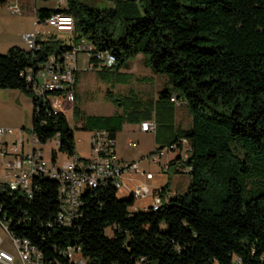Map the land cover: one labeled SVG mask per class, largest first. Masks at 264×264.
<instances>
[{
	"label": "trees",
	"instance_id": "trees-1",
	"mask_svg": "<svg viewBox=\"0 0 264 264\" xmlns=\"http://www.w3.org/2000/svg\"><path fill=\"white\" fill-rule=\"evenodd\" d=\"M64 2L37 10L36 18L43 25L53 15L70 17L68 42L51 35L38 41V50L12 47L0 54V89L32 99L37 143L58 141L53 162L57 152L76 156L67 117L35 95L26 70L36 72L50 57L61 62L86 41L89 64L97 66V54L109 53L115 65L100 75L126 84L131 77L119 71L142 55L145 66L166 79L157 101L132 92L110 95L123 114L87 116L75 104L73 119L82 130L106 131L113 139L125 123L154 120L161 146L153 154L176 146L178 158L166 172L187 169L190 184L168 196V181L157 210L135 212L134 199L107 184L87 191L82 216L63 226L55 181L35 178L31 195L0 182V224L42 252L47 264L66 263L67 248L79 249L89 264H264V0H115L106 9ZM173 97L189 113L187 129L175 127Z\"/></svg>",
	"mask_w": 264,
	"mask_h": 264
},
{
	"label": "built area",
	"instance_id": "built-area-1",
	"mask_svg": "<svg viewBox=\"0 0 264 264\" xmlns=\"http://www.w3.org/2000/svg\"><path fill=\"white\" fill-rule=\"evenodd\" d=\"M8 8L12 14L21 13V8L17 4L10 5ZM41 26L58 32H71L73 29L71 18L58 14L47 19ZM49 35L48 30L27 33L23 36V42L28 50H38L40 48L38 41L46 40ZM91 51L92 47L86 41H82L61 62L50 57L36 72L28 69L23 76L32 86L35 95L48 102L54 113L64 114L63 106L73 104L75 99L78 55L87 53L90 56ZM97 59L99 60L97 66L91 65V67L98 70L112 68L116 62L115 58L107 52L97 54ZM171 102L180 103L174 97ZM140 128L143 132L153 133L156 131V123L154 120L143 122ZM17 134L21 137L23 132L19 131ZM14 135L13 129L0 128V156L2 158L10 157L6 164L5 179L0 182L6 183L11 191H21L31 195L32 183L35 178H43V175L53 176V181L58 184L57 221L60 225L70 226L78 220L83 214L85 193L107 184L114 186L118 195L128 194V191H137L136 201L150 198L149 208L153 210H157L161 206L159 191H152L146 184L137 185L126 191L124 184L126 175L142 173L148 180L152 179V175L142 172L138 163L121 161L116 153L115 140L106 131L92 133L89 158H80L76 155L67 158L62 165H58L52 160L48 161L43 157L41 149L36 147L38 143L33 134L32 151L28 154L2 143L5 137ZM55 142L56 148H58V141ZM128 145L136 146L131 142ZM175 150L176 146H172L170 149L153 154L152 163L157 164L166 152ZM181 157H186L185 151L181 153ZM163 171H167V168H163ZM1 226L8 234L16 255L0 249V264H16V261H19L20 264H47L42 252L32 246L29 241L12 238L7 227L3 224ZM0 244H2L1 239ZM63 255L66 257V263L56 264H89L77 248L66 249Z\"/></svg>",
	"mask_w": 264,
	"mask_h": 264
},
{
	"label": "rangeland",
	"instance_id": "rangeland-1",
	"mask_svg": "<svg viewBox=\"0 0 264 264\" xmlns=\"http://www.w3.org/2000/svg\"><path fill=\"white\" fill-rule=\"evenodd\" d=\"M11 3L18 2V0H8ZM85 2H89L93 7L97 9H106L111 8L115 0H83ZM41 4L45 5V8H57L64 7V0H52L49 2L40 1ZM3 17L11 22H15L16 17H20L24 15L25 9H23L21 15L11 14L6 6H3ZM18 21V20H16ZM16 23V22H15ZM26 21L23 22L22 25L13 24L8 28H5L4 31L8 32V36L10 38L18 37L22 32V29L26 26ZM48 30L50 35H56L60 39L69 41L71 35L69 32H58L54 29L46 28L40 25L39 31L44 32ZM1 34V33H0ZM48 36V37H49ZM23 40V39H22ZM23 42V41H22ZM27 50L26 44L23 42V46L19 47ZM8 52L5 51L6 54ZM144 57L142 55H138L133 59L130 63V71H132V78L130 81V85L122 86L118 83H112L105 80L100 75V70L94 69V67L88 66L89 55L87 53H79L77 58L78 70H84L85 72H76L79 77L78 86L75 89L76 98L74 99L73 104L64 105V114L67 117L70 127L73 130L76 148V154L81 158H89L90 157V141L92 133L91 131L82 130V125L80 122H76L73 119V108L74 105L77 104L82 111L87 116H110L115 113L123 114V107H117L113 99L120 98H129L130 89H132V93L135 95H139L140 97H148L154 101L158 100V92L162 90L164 87L162 85L165 84L166 79L162 76L155 75L151 72V70L145 66ZM91 68V69H90ZM112 95V98L110 97ZM155 96V97H154ZM148 99V98H147ZM175 109H177V123L180 124L183 128H188L191 122V118L185 106L181 103H174ZM32 110L33 103L32 99L27 95L21 93L18 90H10V89H0V127L2 128H10L15 131V135L12 137H5L4 140L10 142V146L15 147V145H11L14 140L20 142V136H18V132H23V140H24V151L25 154H28L32 151ZM140 123L138 124H130L125 123L124 130L118 135V144H120L123 152L126 157L136 156V154L141 150H148L154 144L155 135L152 132L142 133L140 131ZM128 141H132L138 144L136 149H132L127 147ZM18 149H20V143L17 145ZM36 147L41 149L42 155L48 161L52 160V150H56V142L50 141L45 145L36 144ZM185 153H187V148H185ZM167 153H177L176 151ZM153 155H149L148 158L152 159ZM67 155L57 152V164L62 165L67 160ZM10 157L6 156L2 158L0 156V181H4V177L6 175V164ZM142 160V159H141ZM144 160V159H143ZM163 160V158H162ZM161 161V159H160ZM142 167H148L149 170L154 173L157 171L158 166H148L147 164H142ZM160 177V181L171 182V188L177 194H183L186 192L189 184H190V176L188 174V170L184 169L180 174H171L159 173L155 174V176ZM171 178V180H170ZM139 206V205H138ZM106 235H111L110 229L106 230ZM0 239L2 240V244H0V249L7 250L8 252L16 255L14 246L10 243V238L6 231L2 228L0 224ZM16 264H20L19 261H16Z\"/></svg>",
	"mask_w": 264,
	"mask_h": 264
},
{
	"label": "crops",
	"instance_id": "crops-1",
	"mask_svg": "<svg viewBox=\"0 0 264 264\" xmlns=\"http://www.w3.org/2000/svg\"><path fill=\"white\" fill-rule=\"evenodd\" d=\"M13 4H17L21 8V13L20 14H15V15H21L22 12H23L22 10L25 9L24 15L15 18V22L16 23L15 22L11 23L7 19V17L4 18L3 15H2L3 10H6V9L3 8V6H6L7 9L9 10L8 7L10 5H13ZM41 8H45V5L41 4L40 1H36V0H18V2H15V3H11L8 0H0V33H1L0 34V54L5 53V51L11 49L12 47H21V46H23V42H22L23 40L22 39H23V36L25 34L32 33V32H41V31H39L40 25L37 23V18H36V12H37V10H39ZM16 20H18V21H16ZM24 21H26L27 23H26V26L24 27V29H22V32L19 34V36L16 37V38H14V37L10 38L8 36V34H7L8 32H5L6 31L5 28H8L9 26H11L13 24H17V25H22L23 26V22ZM4 29H5V31H4ZM130 63H131V61H130ZM130 63L128 64V68L127 69H122V70L119 71V73L121 75H129L131 77V79H133L132 78L133 77L132 76V71H130ZM88 66H91L89 64V60H88ZM94 69H96V68H94ZM77 71L80 72V73L81 72H85L86 68L83 71L82 70H78V65H77ZM131 79L129 80L128 83H126V84L121 83L120 85H122V86L130 85ZM78 82H79V80H77V86H78ZM165 86H166V81H165V84L162 85V87H165ZM160 91L158 92V94L160 93ZM131 92H132V89H130V93ZM137 96L140 99H143V100H145L147 98L148 99L153 98V96H151L150 98H149V96L146 97V98L145 97H140L139 95H137ZM176 113H177V109H175V113H174V124H175V127L183 128V127L180 126V124L177 123V114ZM116 114H119V113H115V114L110 115V116H114ZM92 116H96V115H92ZM110 116H103V117H110ZM81 125H82V123H81ZM190 125H191V122H190ZM125 127L126 126L124 124L122 126L121 131H119L116 134L115 139H114L115 140V149H116V153H117L118 158L121 161H123V162L138 163V165H139V167H140L142 172L150 173L152 175V179L151 180L146 179L145 175L142 174V173L136 174V175H126L124 177V184H125L126 191L133 189L137 185H144V184L148 185V187L152 191H156V192L160 191L163 187L166 186L167 182H165V181L161 182L160 181V177L158 175L155 176V174L165 173L166 171H163V168H167L168 169V167L170 166V163L178 158V153H173V154L172 153H169V154L167 153V155L165 153L161 157V161H159L157 164H154V163H152L151 159L148 158V157L151 154L153 155V153L155 152L156 149L160 148L161 144L156 142V144H154L148 150H144V151L141 150V151H139L136 154V156L126 157V155L123 152V149L121 148L120 144H118V135L124 130ZM0 128H2V127H0ZM183 129H187V128H183ZM140 131H141V128H140ZM141 132L142 133H148V132H143V131H141ZM153 133L155 135V132H153ZM22 137H23V135L20 137V142L17 141V140H14L11 145L14 144L15 145L14 148L16 150H20L21 152L25 153V151H24V140H23ZM155 139H156V137H155ZM129 142L135 144L136 146H134V147L133 146H129L128 145ZM2 143L7 145V146H9V147H12V146H10V142H8L7 140L3 139ZM19 143H20V146H21L20 149L16 148V147H18L17 145ZM128 143H127V147H129V148L136 149L138 147V144L135 143V142L128 141ZM171 152H174V151H171ZM162 158H163V160H162ZM142 164H147L148 166H151V165L158 166L157 167L158 169L154 173L153 171L149 170L148 167L147 168H145L144 166L142 167L141 166ZM176 171L182 172L183 170L179 166H177L176 167ZM175 175H177V174H175ZM130 192H132V191H128V194H123V195H118V196L121 197V198H127V197L130 196ZM176 194L177 193L172 190L171 184H170V189H169V192H168V196H173V195H176ZM134 201H135V203H134L133 207L131 208L132 212L144 211V210L148 209L150 207V205H151V199L150 198L145 199L143 201H136V199H134Z\"/></svg>",
	"mask_w": 264,
	"mask_h": 264
},
{
	"label": "bare ground",
	"instance_id": "bare-ground-1",
	"mask_svg": "<svg viewBox=\"0 0 264 264\" xmlns=\"http://www.w3.org/2000/svg\"><path fill=\"white\" fill-rule=\"evenodd\" d=\"M71 25H73V20L72 19H71ZM43 178H49V179L53 180V176H51V175H43ZM130 196L133 199H136L137 198V191L130 192ZM67 249H70V248H67Z\"/></svg>",
	"mask_w": 264,
	"mask_h": 264
}]
</instances>
